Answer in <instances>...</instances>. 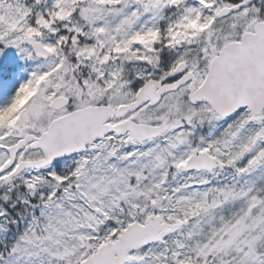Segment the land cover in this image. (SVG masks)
Wrapping results in <instances>:
<instances>
[{
    "label": "snow or ice",
    "instance_id": "obj_1",
    "mask_svg": "<svg viewBox=\"0 0 264 264\" xmlns=\"http://www.w3.org/2000/svg\"><path fill=\"white\" fill-rule=\"evenodd\" d=\"M0 264H264V0H0Z\"/></svg>",
    "mask_w": 264,
    "mask_h": 264
}]
</instances>
